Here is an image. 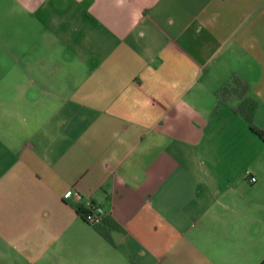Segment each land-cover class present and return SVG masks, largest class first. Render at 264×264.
I'll use <instances>...</instances> for the list:
<instances>
[{"label":"crops","instance_id":"obj_1","mask_svg":"<svg viewBox=\"0 0 264 264\" xmlns=\"http://www.w3.org/2000/svg\"><path fill=\"white\" fill-rule=\"evenodd\" d=\"M0 3V264H264V0Z\"/></svg>","mask_w":264,"mask_h":264},{"label":"trees","instance_id":"obj_2","mask_svg":"<svg viewBox=\"0 0 264 264\" xmlns=\"http://www.w3.org/2000/svg\"><path fill=\"white\" fill-rule=\"evenodd\" d=\"M246 90L247 83L237 74H232L222 85L215 89L214 93L217 97L216 105L221 102L231 100L233 97L238 98V102L231 106L232 110L239 113L246 121L248 128L264 142V129L255 125L252 119L255 108V100L246 95ZM76 211L81 216V212L78 209H76ZM102 222L108 227H106ZM92 226L107 241L111 242V238L108 234V228L115 226V224L112 223L106 215L103 216L100 223Z\"/></svg>","mask_w":264,"mask_h":264},{"label":"built area","instance_id":"obj_3","mask_svg":"<svg viewBox=\"0 0 264 264\" xmlns=\"http://www.w3.org/2000/svg\"><path fill=\"white\" fill-rule=\"evenodd\" d=\"M249 181L254 180L253 175H249L248 177ZM76 196L80 203L78 204L77 208L81 212V218L88 224L94 225L97 223H100L102 221L103 216L106 214L105 209L103 206L92 200L88 195H82L78 192L71 193L70 191H67L64 196Z\"/></svg>","mask_w":264,"mask_h":264},{"label":"rangeland","instance_id":"obj_4","mask_svg":"<svg viewBox=\"0 0 264 264\" xmlns=\"http://www.w3.org/2000/svg\"><path fill=\"white\" fill-rule=\"evenodd\" d=\"M1 4V3H0ZM11 21L10 19H6L2 13H0V45L2 43H5L7 42V39L11 37L10 34H7L5 32V28L6 26H9L11 25ZM0 53H3L1 50H0Z\"/></svg>","mask_w":264,"mask_h":264}]
</instances>
